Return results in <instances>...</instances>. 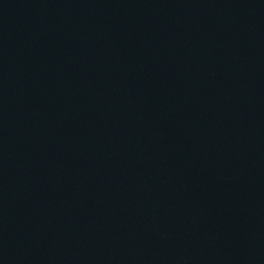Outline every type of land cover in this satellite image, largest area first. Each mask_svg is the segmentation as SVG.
Masks as SVG:
<instances>
[{
	"label": "water",
	"instance_id": "1",
	"mask_svg": "<svg viewBox=\"0 0 264 264\" xmlns=\"http://www.w3.org/2000/svg\"><path fill=\"white\" fill-rule=\"evenodd\" d=\"M0 264H264V0H0Z\"/></svg>",
	"mask_w": 264,
	"mask_h": 264
}]
</instances>
